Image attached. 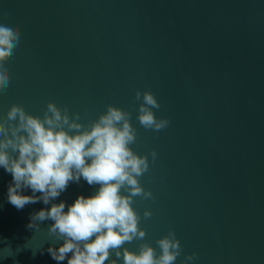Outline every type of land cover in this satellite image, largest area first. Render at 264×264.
Listing matches in <instances>:
<instances>
[{"label":"water","instance_id":"95a60500","mask_svg":"<svg viewBox=\"0 0 264 264\" xmlns=\"http://www.w3.org/2000/svg\"><path fill=\"white\" fill-rule=\"evenodd\" d=\"M4 20L21 40L0 117L13 104L42 116L49 102L85 125L108 105L131 113V147L150 163L140 183L155 202L134 198L146 237L125 247L159 251L172 230L183 250L175 264L193 253L186 264H264V0H0ZM138 90L155 95L167 128L140 126ZM11 180L0 168V264H56L46 249L62 241L48 236L51 221L26 227L46 206L17 210ZM97 188L81 179L54 202Z\"/></svg>","mask_w":264,"mask_h":264},{"label":"clouds","instance_id":"9594fccd","mask_svg":"<svg viewBox=\"0 0 264 264\" xmlns=\"http://www.w3.org/2000/svg\"><path fill=\"white\" fill-rule=\"evenodd\" d=\"M20 40L17 26L7 20L0 23V92L10 86L6 64ZM135 100L141 127L158 132L169 126L168 119L156 117L153 109L160 104L151 91H136ZM80 119L78 113L70 115L66 106L52 102L42 116L13 104L0 117V168L12 177L7 186L8 203L17 210L39 202L46 206L30 213L26 227L40 231L41 223L51 221L48 236L62 241L59 247L46 249L56 264H118L121 260L123 264H175L183 250L172 230L156 241L159 251L147 242L137 251L125 247L146 237L133 207L134 198L155 202L152 192L140 183L150 171V163L131 147L137 139L131 113L108 105L98 119L86 125ZM150 155L154 164L157 153L153 150ZM81 179L98 186L92 195L78 196L71 205L54 202L70 183L79 184ZM26 190L31 195H24ZM151 216L150 211L143 213L144 219ZM2 251L10 253L11 246ZM195 258L193 253L182 264Z\"/></svg>","mask_w":264,"mask_h":264}]
</instances>
